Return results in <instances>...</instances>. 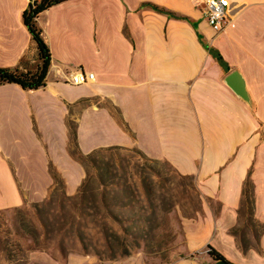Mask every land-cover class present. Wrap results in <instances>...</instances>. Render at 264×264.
I'll return each mask as SVG.
<instances>
[{"label":"crops","instance_id":"crops-1","mask_svg":"<svg viewBox=\"0 0 264 264\" xmlns=\"http://www.w3.org/2000/svg\"><path fill=\"white\" fill-rule=\"evenodd\" d=\"M32 1L0 0V67L39 66L23 20ZM229 1L221 32L194 0H66L40 13L46 85L0 83V209L46 199L54 173L75 195L86 177L79 154L133 148L193 177L204 199L167 264H214L210 247L231 264H264V0ZM77 69L95 81L66 82Z\"/></svg>","mask_w":264,"mask_h":264},{"label":"rangeland","instance_id":"rangeland-1","mask_svg":"<svg viewBox=\"0 0 264 264\" xmlns=\"http://www.w3.org/2000/svg\"><path fill=\"white\" fill-rule=\"evenodd\" d=\"M84 164L81 197L59 178L47 201L0 209V264H167L180 253L184 222L204 203L193 177L133 148Z\"/></svg>","mask_w":264,"mask_h":264},{"label":"trees","instance_id":"trees-1","mask_svg":"<svg viewBox=\"0 0 264 264\" xmlns=\"http://www.w3.org/2000/svg\"><path fill=\"white\" fill-rule=\"evenodd\" d=\"M66 0H34L30 2L28 8L23 12V20L26 26L28 27L30 33L32 34L34 40L37 43L38 46V52H39V59L40 63L35 71H23L19 68H10V67H0V83H17L21 85L25 89H38L41 87H44L46 85V77L51 65V52L50 48L44 39L42 35V29L37 24V17L42 13L44 10L48 9L49 7L63 2ZM152 7L160 12H165L169 15H173L176 17H180L172 12L166 11L162 8H160L157 5L152 4ZM209 51L211 54L216 57L218 62L224 66V68H228V65L222 58L221 54L219 52L214 51L212 48H209ZM73 138L75 139V129L73 126H71ZM116 149H123V148H104V149H96L92 152L83 155L82 153L79 154V157L82 162L87 163H94L96 164L97 159L100 157V154L108 151H114ZM141 156L145 157L140 151H138ZM54 179H55V186L58 183V175L54 173ZM89 181V173L86 169V178L84 179L82 185L80 186L78 192L72 196V198H78L83 195V193L86 191V183ZM63 188L64 183L61 181ZM113 182H106L105 180L101 179L99 181V186L102 187H109L113 185ZM251 185L250 180L248 179L245 184V196H246V203L251 204V199L249 198V186ZM69 196V195H68ZM71 197V196H70ZM47 201V198L46 200ZM112 214H109L108 219L111 220ZM15 229H17L16 224H13ZM209 253L214 257L216 260H226L219 252L214 250L210 247Z\"/></svg>","mask_w":264,"mask_h":264},{"label":"built area","instance_id":"built-area-1","mask_svg":"<svg viewBox=\"0 0 264 264\" xmlns=\"http://www.w3.org/2000/svg\"><path fill=\"white\" fill-rule=\"evenodd\" d=\"M196 6L203 13L215 32H221L231 22L229 0H194ZM95 81V73L84 69H77L68 73L66 82L73 85H82Z\"/></svg>","mask_w":264,"mask_h":264},{"label":"water","instance_id":"water-1","mask_svg":"<svg viewBox=\"0 0 264 264\" xmlns=\"http://www.w3.org/2000/svg\"><path fill=\"white\" fill-rule=\"evenodd\" d=\"M228 84L240 95L246 96V90L242 77L238 72H232L227 78ZM214 264H231L227 260H217Z\"/></svg>","mask_w":264,"mask_h":264}]
</instances>
